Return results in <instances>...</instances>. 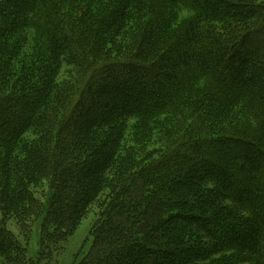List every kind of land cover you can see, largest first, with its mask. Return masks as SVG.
<instances>
[{
	"label": "trees",
	"instance_id": "trees-1",
	"mask_svg": "<svg viewBox=\"0 0 264 264\" xmlns=\"http://www.w3.org/2000/svg\"><path fill=\"white\" fill-rule=\"evenodd\" d=\"M0 193L5 264H264V0H0Z\"/></svg>",
	"mask_w": 264,
	"mask_h": 264
},
{
	"label": "rangeland",
	"instance_id": "rangeland-1",
	"mask_svg": "<svg viewBox=\"0 0 264 264\" xmlns=\"http://www.w3.org/2000/svg\"><path fill=\"white\" fill-rule=\"evenodd\" d=\"M93 11L97 10L96 6H93ZM33 34L29 33L27 41L32 43ZM66 76V68L61 69ZM133 127L131 126L126 137L125 146H129L133 137ZM124 144V143H123ZM2 194L0 193V196ZM39 199L44 203L45 199L39 196ZM13 205V203H12ZM41 219L30 222V227H21L14 219H8L5 222V229L15 237L19 246L23 249V264H32L38 262L39 254V241L41 237ZM98 210L94 207L88 212L86 217L81 220L80 224L76 227L74 232L68 237L60 249L52 254L49 264H78L85 254L90 250L93 243V232L97 224ZM16 251H13L15 254ZM3 257L0 256V264H5ZM40 264H46L42 262Z\"/></svg>",
	"mask_w": 264,
	"mask_h": 264
}]
</instances>
